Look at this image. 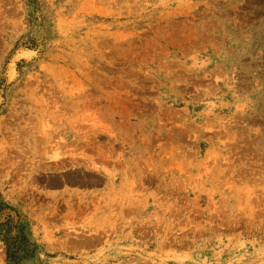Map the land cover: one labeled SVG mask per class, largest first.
I'll list each match as a JSON object with an SVG mask.
<instances>
[{"label":"rangeland","instance_id":"374dc122","mask_svg":"<svg viewBox=\"0 0 264 264\" xmlns=\"http://www.w3.org/2000/svg\"><path fill=\"white\" fill-rule=\"evenodd\" d=\"M0 264H264V0H0Z\"/></svg>","mask_w":264,"mask_h":264},{"label":"trees","instance_id":"16d2710c","mask_svg":"<svg viewBox=\"0 0 264 264\" xmlns=\"http://www.w3.org/2000/svg\"><path fill=\"white\" fill-rule=\"evenodd\" d=\"M15 260H16V259H15ZM15 260H14V261H15Z\"/></svg>","mask_w":264,"mask_h":264}]
</instances>
